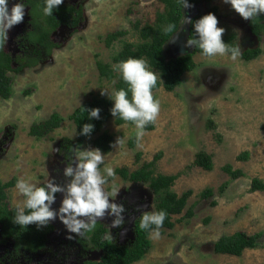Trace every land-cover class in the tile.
Listing matches in <instances>:
<instances>
[{
  "label": "rangeland",
  "instance_id": "rangeland-1",
  "mask_svg": "<svg viewBox=\"0 0 264 264\" xmlns=\"http://www.w3.org/2000/svg\"><path fill=\"white\" fill-rule=\"evenodd\" d=\"M65 1L73 2L75 7L82 3L83 20L77 30L62 26L51 38L58 47L52 49L45 62L24 68L17 74H8L12 79L11 96L8 99L0 97V182L15 178L40 187L55 178L58 184H67L63 169L75 165L80 150L95 149L92 140L107 132L113 140L111 148L102 152L105 154L100 166L102 173L106 167L114 170L126 167L130 172L134 171L161 152V159L153 166L154 175H178L171 191L178 196L189 190L192 192L182 212L172 216L174 226L160 229L159 239H152L148 234L150 248L133 264H264V191H250L253 179L264 182V37L256 40L249 33L248 22L223 0L202 2L185 9L184 15L193 17L206 15L211 7H216L218 26L225 29L223 39L234 34L233 43L241 48V52L259 46L261 54L249 62L240 57L232 60L230 55L207 57L195 54L196 68L182 77L174 91L166 92L162 88L152 91L154 99L160 102V112L153 123L154 129L144 130L139 144L134 124L116 125L114 118H110L100 132L70 152L65 149V141L73 144L77 135L69 115L93 97L112 100L115 93V80L101 78L97 62L111 63L123 41L137 42L133 25L137 21L142 24L146 20L152 22L160 4L157 0ZM26 20L24 18L20 25L27 31ZM20 29V26H14L13 34L7 40L5 48L12 56L23 53L15 39L23 35H19ZM115 30H126L127 35L107 47L103 40ZM178 35L175 43L169 42L172 37L167 42L166 58L191 50L182 47L187 39V25L183 22ZM53 113L62 118L59 127L42 138L29 135L31 125L47 120ZM210 122L215 123V127H208ZM118 137L125 143L113 147ZM133 139L135 143L130 145ZM198 152L212 156L213 170L192 166ZM243 153L248 154L247 159H238ZM68 155L72 156L70 162H66ZM227 165L243 175L231 179L223 171ZM224 184L226 187L221 191ZM113 185L119 189V194L110 199L125 207L123 226L129 230L139 216L155 212V198L148 185L131 183L118 175L108 178L105 190L111 192ZM208 188L213 191V196L203 199L201 194ZM6 193L10 207L23 206L25 197L16 185ZM61 199L62 194L58 193L53 209L59 208ZM190 209L192 215L187 217ZM111 219L106 217L99 222L108 226V235L113 237L115 228L110 227ZM235 232L260 234L258 246L245 250L240 257L215 253V242ZM67 235L70 234L65 230L63 244L67 241L78 243L76 239L80 236L68 239ZM60 237L57 232H51L44 248L37 254L20 249L21 253H26L28 264H83L84 258L69 246L70 253L64 261ZM15 245L10 239L0 244L3 264L12 262L8 257H15ZM78 249L91 260H98L101 254L90 247L88 240H83ZM51 253L52 257L56 253L62 258L56 256L50 260Z\"/></svg>",
  "mask_w": 264,
  "mask_h": 264
},
{
  "label": "trees",
  "instance_id": "trees-1",
  "mask_svg": "<svg viewBox=\"0 0 264 264\" xmlns=\"http://www.w3.org/2000/svg\"><path fill=\"white\" fill-rule=\"evenodd\" d=\"M157 1L160 6L159 8L157 6L155 10L153 21L146 20L147 22L145 21L143 24L137 21L133 25L138 41H123L120 50L111 58V63L103 64L97 62L99 76L107 81L115 80V92L121 89H128V85L123 81L120 72L115 70V66L121 61L129 58L145 59L148 62L149 70L155 71L160 78L152 91L162 88L166 92H172L181 84L182 77L196 68V63L193 59L194 55H203L202 50L196 46L193 47L191 52H186L174 58H166L165 46L173 34H165L163 29L167 24L173 23L177 26L176 30L178 31L183 22L184 10L177 3V0ZM210 1L211 0H188L191 5L202 2L209 3ZM14 3H21L24 5V18L27 19L26 23L29 25V30L26 31L24 28L25 26H21L20 24L16 25L21 27L19 35L23 34L19 38H15L18 42L20 51L23 52L22 55L12 56L5 48L7 41L3 47H0V97L3 99H8L11 96L12 79L8 75L9 73L17 74L24 68H32L41 62H45L51 54L52 49L58 47V44L51 40L52 35L62 26L76 31L83 20V7L81 2L75 7V5L72 4L73 2L65 1L58 9L53 11L52 15H45L43 12L46 6V0H8L9 9H11ZM209 10L211 13L215 14L217 8L211 7ZM201 16L203 15L197 14L191 19L194 22ZM248 27L250 33L256 38L261 39V37H264V14L249 21ZM12 34L11 29L8 32L7 40H10ZM126 35V30H115L108 33L103 41L107 47H111L113 43L120 41ZM194 38H196V33L193 26L189 24L187 39ZM233 39H235L234 34L226 36L223 40L229 46L234 47L237 45L233 43ZM259 54V48L246 49L242 52L240 58L244 61H250L257 58ZM128 98L131 99V92L128 93ZM113 104L114 102L109 98L93 97L91 100L77 107L69 115V119L72 120L76 128L77 139L73 144L66 140L67 147H65V149L72 152V148H80L88 137L100 132L104 123L110 118H114V123L116 125H133L131 122H125L119 117H113L111 115L110 109L113 107ZM81 108L87 110L99 108L100 118L90 119L88 111H82ZM61 122L62 118L56 113H53L47 120L31 125L29 135L42 138L59 127ZM84 124H92L94 126L90 136L80 134ZM208 127H215V123L210 122V126ZM153 129V123L148 124L145 128V130L148 131ZM112 140L113 138L110 134L102 132L92 140V146L95 149H100L101 152H106L111 148ZM134 143L135 140L133 139L130 140L129 144L133 145ZM71 157L68 155L66 157V162H70ZM138 157L139 154L137 155V158ZM161 157L162 153L158 152L151 162L143 164L131 172L126 167L116 168L115 175L131 183L148 185L149 189L154 194L155 212L163 210L167 213L161 229H171L174 226L172 216L179 215L182 212L192 192L189 190L178 196L171 191L178 175H154L153 166ZM247 157L248 154L243 153L238 159L246 160ZM192 166L201 168L205 171H211L214 167L212 156L206 152H198L195 155ZM223 171L228 174L231 179H237L243 175L239 170H232L229 165L225 166ZM17 181L18 180L14 178L6 183L0 182V230H2L0 231V243H5L7 239L14 240L16 243L13 253L15 257H8V260H12L10 264H28L26 253H21L20 249L27 252L29 251V253L33 255L37 254L44 248L47 237L53 232V225L55 224L50 223L46 228L38 230L35 225L23 227L15 223L14 218L17 208L10 207L7 201L8 196L6 190L14 187ZM45 185L46 184H42L40 187ZM225 187L226 184L222 185L220 190L223 191ZM250 191H264V182L259 179H253ZM212 192L213 191L208 188L202 192L201 197L207 199L213 196ZM57 196L58 193L56 194V198ZM25 211L27 214V210ZM191 215L192 210L190 209L186 216L190 217ZM140 218L141 217L134 221V238L132 242L128 244H120L116 237L109 238L107 228L103 224L97 222L95 230L87 233L85 238L89 241L90 247L92 249L101 250L102 255L99 262L87 260L84 264H131L140 260L150 248V241L147 239L149 231H144L139 228ZM259 238L260 234L248 235L245 232H235L230 235L222 236L215 242L213 250L217 254L240 257L245 250L256 248ZM77 242L75 247L78 249L83 241L81 238H77ZM31 262L33 263L34 261ZM0 264H3L2 258L0 259Z\"/></svg>",
  "mask_w": 264,
  "mask_h": 264
},
{
  "label": "clouds",
  "instance_id": "clouds-1",
  "mask_svg": "<svg viewBox=\"0 0 264 264\" xmlns=\"http://www.w3.org/2000/svg\"><path fill=\"white\" fill-rule=\"evenodd\" d=\"M223 2L229 4L232 10L247 22L264 14V0H223ZM63 3L64 0H46V6L43 9L44 14L52 15L53 11L58 9ZM177 3L183 10L193 7L188 0H177ZM24 16L25 8L23 4L14 3L11 9H9L8 0H0V47H3L6 43L8 32L14 26L24 22ZM191 18L184 15L183 24L187 25V37L189 24L193 26L196 38L186 39L182 45L183 48H191L189 51L191 52L193 47L198 46L202 50L203 55L207 57L230 55L232 60H236L241 56L242 52L239 46L232 47L224 42L225 29L218 26L219 20L215 14L210 12L194 22ZM176 27L175 24L169 23L163 29L165 34H173L169 42L175 43L179 39ZM253 37L256 40H260L255 36ZM256 48L260 49L259 46ZM115 70L120 72L123 81L128 85V89H121L114 93L112 98L114 104L110 109V113L113 117H119L125 122L134 124L136 141L139 144L145 134L144 130L146 126L154 123L160 112V102L154 99L152 93L160 78L154 71L149 70L148 62L145 59L129 58L116 65ZM129 92H131V99L128 98ZM101 94L103 95L104 92L102 91ZM81 109L82 111H88L90 119L100 118L99 108L91 110ZM93 127L92 124H84L80 134L90 136ZM124 143V139L118 137L112 146L116 147ZM104 155L98 148L80 150L75 165L73 166L72 164L63 169L62 174L68 179L67 184L64 185L58 184L55 178L50 179L42 187H37L23 179L18 180L16 188L25 197V200L23 206L18 207L16 210L15 223L23 227L35 225L38 230H41L59 219L67 233L70 234L66 238L72 239L73 236H80L83 241L87 240L85 238L87 233L95 230L97 222L106 217H111L110 227L115 229L120 228L121 233L119 234V230L115 231L113 229L114 236L108 235L109 238L116 237L120 244L132 242L134 238V224L132 230L123 226L125 223L123 214L126 212V209L123 204L116 203L110 199V196L119 194V189L113 185L111 192L105 190L108 178L115 177V170L111 167H106L104 172H101L100 166L104 163ZM57 193L62 194V199L59 208L53 209L52 205L56 202ZM25 210H27V214ZM166 216L167 213L163 210L145 212L142 216H139L141 217L139 228L149 231L150 238L159 239L160 229ZM99 223L103 224L108 230L107 225L102 222ZM53 227H55L53 232H56V226L53 225ZM121 236L122 241L125 240V242L120 241ZM7 249L9 248L7 247ZM93 250L101 253L99 259L91 260L84 254L83 264L87 260L100 261L102 251L99 249Z\"/></svg>",
  "mask_w": 264,
  "mask_h": 264
},
{
  "label": "flooded vegetation",
  "instance_id": "flooded-vegetation-1",
  "mask_svg": "<svg viewBox=\"0 0 264 264\" xmlns=\"http://www.w3.org/2000/svg\"><path fill=\"white\" fill-rule=\"evenodd\" d=\"M27 12V11H26ZM132 212H133V210H131ZM136 220V219H135ZM134 220V221H135ZM134 221H133V224H134ZM54 224H55V226H56V232H57V235L58 234H60V239L62 240V244H63V239H62V237H63V235H64V232H65V228H64V226H63V224L59 221V219H57V220H55L54 221ZM54 229H55V227H54ZM54 229H53V231H54ZM118 233L120 234L121 232H120V230L118 231ZM68 236V235H67ZM64 245V248L62 249L61 248V251H64V254H65V257H64V261H66L67 259L66 258H68L66 255L67 254H69L70 252L68 251L69 250V248H68V246L69 247H71L72 249H74V250H76V252H78V254L81 256L80 258H84V255H82V254H84L83 252H82V250H80V249H77L76 247H75V242H71V241H67L65 244H63ZM11 250V249H10ZM14 253V252H13ZM56 256H58L59 258H62V257H60L59 256V254H56L55 253V256L54 257H52V253H51V257H50V260L51 259H53L54 260V258H56ZM54 262V261H53ZM57 263V262H56Z\"/></svg>",
  "mask_w": 264,
  "mask_h": 264
},
{
  "label": "water",
  "instance_id": "water-1",
  "mask_svg": "<svg viewBox=\"0 0 264 264\" xmlns=\"http://www.w3.org/2000/svg\"><path fill=\"white\" fill-rule=\"evenodd\" d=\"M120 241H122V236L120 237Z\"/></svg>",
  "mask_w": 264,
  "mask_h": 264
}]
</instances>
